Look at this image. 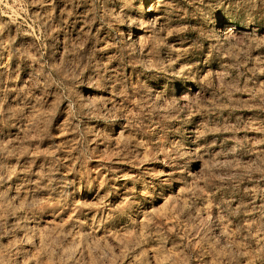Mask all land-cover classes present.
Returning <instances> with one entry per match:
<instances>
[{"label":"clouds","instance_id":"1","mask_svg":"<svg viewBox=\"0 0 264 264\" xmlns=\"http://www.w3.org/2000/svg\"><path fill=\"white\" fill-rule=\"evenodd\" d=\"M261 80L264 0H0V264H264Z\"/></svg>","mask_w":264,"mask_h":264},{"label":"rangeland","instance_id":"2","mask_svg":"<svg viewBox=\"0 0 264 264\" xmlns=\"http://www.w3.org/2000/svg\"><path fill=\"white\" fill-rule=\"evenodd\" d=\"M261 83H264V80H261ZM207 96L210 97L211 93H208ZM244 98L246 99L247 96L245 95ZM245 115H250V113H245ZM190 131H191V129H190ZM161 214H165V210L163 208H161ZM169 222H170L169 220H165L166 224ZM209 264H211V261H209Z\"/></svg>","mask_w":264,"mask_h":264}]
</instances>
